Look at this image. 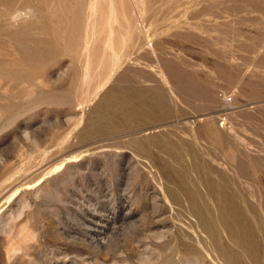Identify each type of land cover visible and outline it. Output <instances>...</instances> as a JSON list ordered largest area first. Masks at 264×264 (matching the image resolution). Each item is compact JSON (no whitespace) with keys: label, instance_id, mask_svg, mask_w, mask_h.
<instances>
[{"label":"rangeland","instance_id":"374dc122","mask_svg":"<svg viewBox=\"0 0 264 264\" xmlns=\"http://www.w3.org/2000/svg\"><path fill=\"white\" fill-rule=\"evenodd\" d=\"M262 29L264 0H0V264H264Z\"/></svg>","mask_w":264,"mask_h":264},{"label":"bare ground","instance_id":"6f19581e","mask_svg":"<svg viewBox=\"0 0 264 264\" xmlns=\"http://www.w3.org/2000/svg\"><path fill=\"white\" fill-rule=\"evenodd\" d=\"M100 3H101V2H100ZM92 5H93V4H92ZM230 5H232V4H230ZM95 7H96V6H95ZM125 8H126V7H125ZM93 9H94V7H93ZM93 9H92V10H93ZM205 10H206V9H205ZM230 12H231V11H230ZM242 24H243V23H242ZM224 26H225V25H224ZM109 27H110V26H109ZM262 30H264V29H262ZM92 31H93V30H92ZM110 33H111V32H110ZM111 34H112V33H111ZM253 36H254V35H253ZM108 38H109V37H108ZM248 38H249V37H248ZM109 40H111V39H109ZM245 40H247V39H245ZM213 42H214V41H213ZM248 42H249V41H248ZM246 45H247V44H246ZM245 47H246V46H245ZM222 52H223V50H222ZM224 59H225V58H224ZM171 64H172V63H171ZM169 65H170V64H169ZM231 66H232V65H231ZM258 66H259V65H258ZM259 67H260V66H259ZM166 69H167V68H166ZM172 69H173V68H172ZM261 70H262V69H261ZM237 73H238V72H237ZM253 74H254V73H253ZM215 75H216V74H215ZM262 84H264V83H262ZM150 90H151V89H150ZM196 90H197V89H196ZM211 90H212V89H211ZM140 91H141V93H142L143 90H140ZM140 91H139V93H140ZM129 92H130V91H129ZM136 92H137V91H136ZM134 94H135V93H134ZM143 94H144V93H142V95H143ZM162 94H163V93H162ZM142 95H141V96H142ZM145 95H146V94H145ZM163 95H164V94H163ZM137 96H140V94L137 95ZM149 96H150V95H149ZM134 97H135V96H133V95H131V94H130V95H129V94H126V95L124 96V98L127 100V102L131 103L132 101H134V102H132L133 104H134L135 102H137L136 100H134ZM142 97H145V96L143 95ZM150 97L152 98L153 96H150ZM162 97H163V96L160 97L161 99L157 102V104H158V105H161V106H164V105H165V100H164ZM140 98H141V97H140ZM165 98H166V97H165ZM147 99H148V98H147ZM166 99H167V98H166ZM153 100H154V98H153ZM153 100L148 99V100L146 101V97H145V100L142 98V100H140V102H141L142 104L138 101V102H137V103H138L137 105H138V106H139V104H140L141 106L144 105L145 108H143V110L140 109V111L138 110L139 112L136 110V108H134V109H135V112H134V111H133V112H134L135 114H136V112L139 114L141 111H143V113L145 114V117H146V115H147V116L150 117V118L152 117V119L156 117L155 119H156V120H157V119L159 120V118H160L161 115H160L159 117H157V116L159 115V114L157 113L158 111L155 112V113H152V108H150V106H148L150 109H149V108H148V109L146 108L147 105H151V104H153ZM148 101H151L152 103H151V102L149 103ZM154 102H155V101H154ZM173 103H174V102H173ZM135 105H136V104H135ZM168 105H169V104H168ZM144 106H142V107H144ZM151 106H153V105H151ZM154 106H155V105H154ZM170 106L172 107L173 105H170ZM133 107H134V106H133ZM135 107H136V106H135ZM169 108H170V107H169ZM137 109H139V108H137ZM149 110H150L151 112H150ZM183 110H184V109H183ZM124 111H125V110H124ZM153 112H154V111H153ZM171 112H172V111H171ZM173 112H174V110H173ZM129 113L131 114L130 111H129ZM126 114H127V113H126ZM138 114H136V115H138ZM144 114L142 115V112H141L142 117H144ZM156 114H157V115H156ZM133 115H134V114H133ZM171 115H173V114H171ZM154 116H155V117H154ZM112 117H113V116H112ZM140 117H141V116H140ZM168 117L170 118V116H168ZM108 119H109V123H107L106 121H105V122H106L107 124L112 125V124L110 123V120H112V121L115 120L114 117H113V119H112L111 117L108 118ZM137 119H138V117H137ZM137 119H136V120H137ZM155 119H154V120H155ZM160 119L162 120V119H164V118H160ZM166 119H167V118H166ZM104 120H105V119H104ZM139 120H141V118H139ZM139 120L137 121V123L139 122ZM148 120H150V119H147V121H148ZM154 120H152V121H154ZM131 121H132V120H131ZM133 121H134V120H133ZM141 121L145 122L144 120H141ZM147 121H146V122H147ZM150 121H151V120H150ZM113 122H115V121H113ZM100 123H101V122H100ZM115 123H116V122H115ZM140 123H141V122H140ZM116 124H117V123H116ZM129 125H130V124H129ZM208 126H209V125H208ZM108 127H109V126H108ZM112 127H113V126H112ZM114 127H115V126H114ZM161 133H162V132H161ZM171 133L174 134V132H172V131H171ZM171 133H170V134H171ZM165 134H166V133H164L163 135L165 136ZM173 134H172V136L175 135V134H174V135H173ZM176 134H177V133H176ZM223 134H224V133H223ZM167 135H168V132H167ZM167 135L165 136L166 138H165V137L163 138V141H165L164 139H167V137H168ZM162 137H163V136H162ZM162 137H161L160 139H162ZM170 137H171V136H170ZM176 137H178V136L176 135ZM173 138H174V137H173ZM173 138H172V141H173ZM147 139H148V138H147ZM147 139H146V140H147ZM151 139H152V138H151ZM169 139H171V138H169ZM175 139H176V138H175ZM178 139H179V138H178ZM184 139H185V138H184ZM149 140H150V139H149ZM154 140H156V141H155V144H153V146L155 147V145H157V147H158V144H159V143L157 142V140H158L159 142H160V140H159V139H153L152 141L154 142ZM167 140H168V139H167ZM181 140L185 142L186 139H185V140L181 139ZM147 141H148V140H147ZM152 141H151V142H152ZM170 141H171V140L168 141V142H169V145L172 143V142H170ZM175 141H176V142L179 141V143H180V139H179L178 141H177V140H175ZM148 142H149V141H148ZM156 142H157V143H156ZM176 142H175V143H176ZM187 142H189V141H187ZM175 143H174V144H175ZM181 143H182V142H181ZM181 143H180V144H181ZM139 144L142 145V142L139 143ZM163 144H164V143H163ZM163 144H162V149H164V148H163ZM172 144H173V143H172ZM187 144H189V143H187ZM187 144H186L185 146L188 147V148H190L189 146H187ZM143 145H144V144H143ZM143 145H142V146H143ZM148 145H150V142H149ZM148 145H147V146H148ZM176 145H177V144H176ZM189 145H190V144H189ZM137 146H139V145H137ZM142 146H141V147H142ZM153 146L150 145V148H153ZM171 146H172V145H171ZM185 146H184L183 148H185ZM190 146H191L192 148H194L193 144H191ZM143 147H144V146H143ZM145 147H146V146H145ZM160 147H161V146H160ZM166 148H167V147H166ZM173 148H175V147H173ZM176 148H177V146H176ZM183 148H182V150H183ZM192 148H190V153H191V150H193ZM195 148H196V146H195ZM159 149H160V148H159ZM185 149H186V148H185ZM227 149H228V148H227ZM152 150H153V149H152ZM164 150H165V149H164ZM180 150H181V148L178 149V150H175V151L178 152L177 154H176V152L174 151L175 154L177 155V157H175V158H178L179 160H181L182 157H183V154H182V155L179 154V153L181 152ZM194 150H195V149H194ZM146 151H148V152L150 153V150H147V149H146ZM165 151H166V150H165ZM170 151H171V149H169V152H170ZM184 151H185V150H184ZM184 151H183V153H186V152H184ZM186 151H187V149H186ZM188 151H189V150H188ZM188 151H187V152H188ZM163 152H164V151H163ZM174 152H173V151L170 152V156H171L172 153L174 154ZM152 153H153V152H152ZM181 153H182V152H181ZM197 153H198V152H197ZM173 154H172V158L174 157ZM178 154H179V155H178ZM186 154H187V153H186ZM186 154H184V156H185ZM192 154H193V152H192ZM195 154H196V151H195ZM198 154H199V153H198ZM156 155H157V154H156ZM156 155H155V156H156ZM164 155H166L165 152H164ZM168 155H169V154H168ZM188 155H189V153H188ZM188 155H187V156H188ZM196 155H197V154H196ZM180 156H182V157L179 158ZM190 156H191V154H190ZM192 156H193V158H194V154H193ZM156 157H157V156H156ZM166 157H167V156H166ZM200 157H201V156H200ZM200 157H199V158H200ZM195 158H196V157H195ZM195 158H194V159H195ZM199 158H197V159H199ZM184 159H185V158H183L182 161H183ZM191 159H192V158H190V160H189V162H188L189 164H190ZM197 159H196V160H197ZM172 160H174V159H172ZM187 160H188V157H187ZM200 160H202V159H200ZM203 160H204V159H203ZM203 160H202V161H203ZM166 161H167V160H166ZM182 161H181V163H182ZM204 161H206V160H204ZM170 162H171V161H169V163H170ZM174 162L178 163V160H177V161L174 160ZM176 163H174V164H176ZM192 163H193V161H192ZM192 163H191V165L194 167L195 163H194V164H192ZM196 163H198V162H196ZM200 163H201V165H203L202 163H204V166H206L205 162H199V164H200ZM174 164L172 165V163H171L172 166H174ZM183 164H184V166L187 165L186 162H183ZM183 164H180V167H179V168H183V167H184V166H182ZM169 165H170V164H169ZM171 165H170V166H171ZM177 165H179V163H178ZM197 165H198V164H197ZM197 165H196V167H200L199 165H198V166H197ZM187 166H188V165H187ZM187 166L184 167V170H186V169H190L191 172H193V170L191 169V166H190V168L187 167ZM204 166H201V167H204ZM175 167H177V166H175ZM196 167H195V168H196ZM201 167H200V168H201ZM185 168H186V169H185ZM195 168H193V169H195ZM204 168H205V167H204ZM171 169H173V167H172ZM175 169H177V168H175ZM175 169H173V170H175ZM205 169H206V168H205ZM205 169H204V171H205ZM184 170H182V171H184ZM190 170L187 171V172H189V174H190ZM195 170H197V169H195ZM195 170H194V171H195ZM198 170L200 171V169H198ZM201 170H202L201 172H204L203 169H201ZM179 171H180V170H179ZM166 172H168V171H166ZM185 172H186V171H185ZM185 172H184V175H185V174L187 175V173H185ZM201 172H200V175L203 174V176H204V173L201 174ZM227 172H228V171H227ZM182 173H183V172H182ZM195 173H196V172H195ZM197 173H198V172H197ZM197 173H196L195 178L197 177ZM205 173H206V172H205ZM193 174H194V172H193ZM193 174H192V176H193ZM178 176H180V175H178ZM182 176H183V175H182ZM190 176H191V174H190ZM192 176H191V178H192L191 182H192V181H195V180L193 179ZM203 176H201V177L203 178ZM207 176H208V175H206L205 178H206ZM167 177H168V176H167ZM187 177H188V176H187ZM201 177L199 176L198 178H201ZM208 177H209V180H210V179H211L210 176H208ZM208 177H207V178H208ZM217 177H218V176H217ZM225 177H226V176H225ZM191 178H189V179H191ZM205 178H204V181L206 182L207 180H206ZM215 178H216V177H215ZM219 178H221V180L218 179V181H222V177H219ZM227 178H229V177H227ZM234 178H235V177H234ZM179 179H182V180H183V179H186V177H184V178L182 177V178H181V176H180ZM189 179H188V180H189ZM196 179H197V178H196ZM225 179H226V178H225ZM235 179H236V178H235ZM174 180H175V179H174ZM174 180H173V185H174V182L176 181V180H175V181H174ZM188 180L186 179V181L183 182V184H184V183H189V182H187ZM197 180H198V182H199V184H200L199 186H201V185L203 184V187H201V188L204 189V188H205V187H204V183L201 184V181H200L201 179H200V180L197 179ZM209 180H208V181H209ZM214 180H215V179H214ZM226 180H227V179H226ZM226 180H224L222 183L226 182ZM232 180H233V179H232ZM236 180H237V179H236ZM254 180H255V179H254ZM228 181L231 182L230 178L228 179ZM171 182H172V181H171ZM209 182H210V181H209ZM209 182H208V183H209ZM212 182H213V181H212ZM214 182H216V181H214ZM214 182H213V183H214ZM232 182H233V181H232ZM232 182H231V184H232ZM235 182H237V181H234V183H235ZM252 182H253V181H252ZM179 183H182V182H179ZM192 183H193V182H192ZM192 183H191V184H192ZM217 183H218V182H217ZM234 183H233V185H235ZM176 184H177V183H176ZM176 184H175V185H176ZM183 184H182V185H181V184H180V185L178 184V185H176V186H179V187L182 186L181 191H183V186L185 185V184H184V185H183ZM197 184H198V183H197ZM211 184H212V183H211ZM211 184H210V185H211ZM220 184H221V183H220ZM220 184H219V185H220ZM216 185H218V184H216ZM219 185L217 186L218 189H220V188H224V189H221V191H222V190L225 191V188H227V185H225V184H224V186H226V187H224V186L221 187L222 184H221V186H219ZM253 185H254V183H253ZM171 186H172V185H171ZM176 186H174V187H176ZM186 186H187V185H186ZM189 186H190V185H189ZM196 186H198V185H195L194 187H196ZM213 186H214V187H213ZM251 186H252V185H251ZM212 187H213V189H214V188H215V185H212ZM228 187H230V186H228ZM233 187H234V186H233ZM186 188H187V187H186ZM192 188H193V187H192ZM192 188H191V190H192ZM196 188H197V187H196ZM174 189H175V188H174ZM184 189H185V188H184ZM197 189H199V188H197ZM234 189H235V188H234ZM179 190H180V188H179ZM188 190H189V189H188ZM191 190H189V192H192ZM194 190H195V189H194ZM200 190H201V189H200ZM226 190H229V188L226 189ZM230 190H231V188H230ZM230 190H229L228 192H230ZM232 190H233V189H232ZM232 190H231V191H232ZM197 191H198V190H197ZM197 191L195 190V192H197ZM203 191H204V190H203ZM215 191H217L216 188H215ZM184 192H185V191H184ZM186 192H187V191H186ZM195 192H193V194H194ZM210 192L213 193V190L210 191ZM222 192H223V191H222ZM225 192H226V191H225ZM228 192H227V193H228ZM232 192H233V191H232ZM235 192H236V191H235ZM199 193H200V195H202V192H201V191H200ZM207 193H209L207 190H206V193H205V194H204V192H203V197H204V195H206ZM227 193H225V195H226ZM237 193H238V191H237ZM181 194H183V193H181ZM185 194H186V193H185ZM196 194H197V193H196ZM196 194H194V195L196 196ZM233 194H235V193L233 192ZM172 195H173V194H172ZM207 195H208V194H207ZM210 195H211V194H210ZM210 195H208V196H210ZM213 195H214V193H213ZM213 195H212V196H213ZM237 195H238V194H237ZM201 197H202V196H201ZM210 197H211V196H210ZM230 197H231V196H230ZM235 197H236V196L234 195V196H233V199H234L233 202L235 201ZM212 198L216 199L217 197H216V198H215V197H212ZM184 199H185V198H184ZM205 199H206V198H205ZM210 199H211V198H210ZM192 200H193V199H192ZM203 200H204V199H203ZM225 200H226V199H225ZM236 200H237V199H236ZM182 201H183V200H182ZM205 201H206V200H205ZM210 201H211L212 204L214 203V202H212V199H211ZM210 201H209V202H210ZM216 201H217V200H216ZM209 202H208V203H209ZM218 202H220V201H218ZM193 203H194V201H193ZM206 203H207V201H206ZM208 203H207V204H208ZM211 203H209L208 205H210ZM184 204H186V203H184ZM187 204H188V203H187ZM187 204H186V205H187ZM188 205H189V204H188ZM196 205H197V204H196ZM214 205H215V204H214ZM216 205H217V204H216ZM184 206H185V205H184ZM190 206H191V204H190ZM197 206H198V205H197ZM212 206H213V205H212ZM218 206H219V205H218ZM218 206H215V207L218 208ZM185 207H186V206H185ZM191 207H192V206H191ZM213 207H214V206H213ZM232 207H234V206H232ZM189 208H190V207H189ZM189 208H188V210H189ZM200 208H201V207H200ZM217 208H216V209H217ZM220 208H221V207H219V209H220ZM223 208L226 209L225 207H222V209H223ZM234 208H235V207H234ZM201 209H202V208H201ZM216 209H215V210H216ZM219 209H217V211H218ZM193 210H198V209H195V208H194ZM207 210H210V208H209V209L207 208ZM215 210H213V211H215ZM237 210H238V209H237ZM189 211H190V210H189ZM210 211H211V210H210ZM210 211H209V212H210ZM224 211H225V210H224ZM226 211H227V210H226ZM194 212H196V211H194ZM228 212H229V211H228ZM232 212H233V211H232ZM234 212H235L234 214H236V211H235V210H234ZM215 213L217 214V215L215 214L216 216H219V215L221 214V209H220V212L218 211V213H217V212H215ZM222 213H224V212L222 211ZM225 213H226V212H225ZM198 214H199V212H198ZM210 214H211V212H210ZM210 214H209V216H210ZM218 214H219V215H218ZM237 214H238V213H237ZM200 215H201V216H199V217H203L202 215H204V212H201ZM212 215H213V214H211V216H212ZM215 215H214L213 217H215ZM222 215H223V214H222ZM227 215H228V214H227ZM231 215H232V214H231ZM231 215H230V216H231ZM206 216H207V215H206ZM230 216H228V217L230 218ZM199 217H196V218H197V219H196V222H197V220H198ZM213 217H210V219H211V218L214 219ZM220 217H221V216H220ZM223 217H225V215H224ZM203 218H204V217H203ZM217 218H218V219H217V222H219V217H217ZM233 218H235V216H234ZM236 218H237V216H236ZM244 218H245V217H244ZM207 219H208V218H207ZM210 219H209V220H210ZM199 220H200V219H199ZM199 220H198V221H199ZM220 220H221V219H220ZM222 220H223V218H222ZM225 220H226V219H225ZM201 221H202V220H200V222H201ZM211 221H212V220H211ZM211 221H210L209 223H211ZM215 221H216V220H215ZM215 221H214V223H212V224H215ZM229 221H230V220H229ZM217 222H216V223H217ZM202 223H203V222H202ZM204 223H205V222H204ZM204 223H203V224H204ZM179 224H180V223H179ZM196 224H197V223H196ZM217 224H218V226H219V223H217ZM217 224H216V225H217ZM223 224H224V223H223ZM205 225H207V224L205 223ZM237 225H238V224H237ZM192 226H193V224H192ZM213 226H214V225H213ZM213 226H212V227H213ZM195 227H196V226H195ZM197 227H198V226H197ZM212 227H211V228H212ZM216 227H217V226H216ZM192 228H194V226H193ZM209 228H210V227H209ZM194 229H195V228H194ZM196 229H197V228H196ZM198 229H199V230H196V232H197V231H200V228H198ZM201 229H202V228H201ZM224 229H225V227H224ZM205 230H206V229H205ZM213 230H214V229H212V232H214ZM217 230H218V228H217ZM202 231H203V230H202ZM202 231H200V232H201V234L203 235ZM215 231H216V230H215ZM222 231H223V230H222ZM203 232H204V231H203ZM216 232L219 234L218 231H216ZM223 232H224V234H225L226 231H223ZM197 233H198V232H197ZM198 234H199V233H198ZM198 234H197V235H198ZM208 234H209V233H208ZM211 234H212V233H211ZM214 234H215V233H214ZM218 234H217L216 236H219ZM221 234H222V233H221ZM199 235H200V234H199ZM222 235H223V234H222ZM200 236H201V235H200ZM224 236H225V235H224ZM202 237H203V236H202ZM202 237H200V238H202ZM209 237H210V236H208V238H209ZM222 237H223V236H222ZM203 238H205V237H203ZM213 238H214V236H213ZM213 238H212V239H213ZM219 238H220V237H219ZM223 238H224V237H223ZM217 239H218V238H217ZM208 240H209L208 242H210V239H208ZM213 240H214V239H213ZM213 240H212V242H213ZM215 240H216V237H215ZM223 240H225V239H223ZM240 241H241V240H240ZM204 242H205V241H204ZM206 242H207V241H206ZM218 242H219V241H218ZM231 242H232V241H231ZM231 242H230V243H231ZM246 242H247V241H246ZM214 243H216V242L214 241ZM220 243H221V242H220ZM220 243H219V244H220ZM222 243H223V242H222ZM222 243H221L220 245H222ZM226 243H227V240H226ZM228 243H229V242H228ZM233 243H234V242H233ZM236 243H237V242H236ZM205 244L207 245V243H205ZM211 244H212V243H211ZM239 244H240V243H239ZM244 244L246 245V243H244ZM244 244L242 243V245H244ZM247 244H248V243H247ZM197 245H198V244H197ZM202 245H203V244H202ZM212 245H213V244H212ZM216 245L218 246V244H216ZM226 245H227V244H226ZM250 245H251V244H250ZM214 246H215V245H214ZM214 246H213V248H214ZM217 246H216V248H219V247H217ZM222 246H223V245H222ZM232 246H233V245H232ZM236 246H237V245H236ZM201 247H202V246H201ZM203 247H204V246H203ZM205 247H206V246H205ZM208 247H209V246H208ZM225 247H226V246H224V249H227V248H228V247H227V248H225ZM243 247H245V246H243ZM248 247H249V246H248ZM253 247H254V246H251L252 250H253ZM197 248H198V247H197ZM222 248H223V247H222ZM222 248H221V249H222ZM234 248H235V247H234ZM236 248H237V247H236ZM246 248H247V247H246ZM206 249H207V248H206ZM214 249H215V248H214ZM214 249H212V250H214ZM224 249H223V250H224ZM243 249L245 250V248H243ZM227 250H228V249H227ZM229 250H230V249H229ZM229 250H228V253H229ZM239 250H240V253H241L242 250H241L240 248H239ZM244 250H243V251H244ZM208 251H209V250H208ZM216 251L219 252V249L215 250V252H216ZM234 251H235V250H234ZM237 251H238V250H237ZM237 251H235V252H237ZM248 251H249V250H248ZM254 251H255V250H253L252 253H255ZM210 252H211V251H209L208 253H210ZM212 252H213V251H212ZM218 252H217V253H218ZM222 252H223V251H222ZM222 252H220V253H222ZM224 252H225V251H224ZM224 252H223V253H224ZM235 252H234V253H235ZM246 252H247V251H246ZM213 253H214V252H213ZM213 253H211V254H213ZM220 253H219V254H220ZM230 253H231V252H230ZM252 253H249V254H252ZM243 254H244V253H243ZM247 254H248V253H247ZM247 254H246V256H248ZM216 255H217V254H215V257H216ZM220 255H224V254H220ZM232 255H233V254H232ZM241 255H242V254H241ZM241 255H239V256L241 257ZM244 255H245V254H244ZM255 255L257 256V254H255ZM262 255H264V254H262ZM211 256H212V258H213L214 255H211ZM217 256H219V255H217ZM229 256H230V257H234V256H231L230 254H229ZM239 256H238V257H239ZM246 256H245V257H246ZM252 256H253V255H252ZM252 256H251V257H252ZM256 256H255V259H258V256H259V255L257 256V258H256ZM219 257H220V256H219ZM219 257H218V258H219ZM224 257H226V256L224 255ZM227 257H228V256H227ZM235 257H237V253H236V256H235ZM243 257H244V256H242V258H243ZM249 257H250V256H249ZM212 258H211V259H212ZM220 258H221V257H220ZM228 258H229V257H228ZM242 258H241V259H242ZM252 258H253V257H252ZM214 259H215V258H214ZM235 259H236V258H235ZM235 259H234V260H235ZM245 259H248V258L246 257ZM218 260H219V259H218ZM227 260H228V259H227ZM237 260H238V259H237ZM252 260H254V259H251V258H250V260H248V261H252ZM260 260H261V259H260ZM212 261L217 262L216 260H213V259H212ZM219 261H220V260H219ZM232 261H233V260H232ZM242 261H243V259H242ZM254 261H255V260H254ZM258 261H259V260H258ZM258 261H257V263H258ZM246 262H247V261H246ZM252 262H253V261H252ZM252 262H250V263H252ZM255 262H256V261H255ZM255 262H254V263H255ZM260 262H262V261H260ZM218 263L220 264V262H218ZM223 263H224V262H223ZM226 263H227V262H226ZM257 263H255V264H257ZM258 264H259V263H258Z\"/></svg>","mask_w":264,"mask_h":264}]
</instances>
